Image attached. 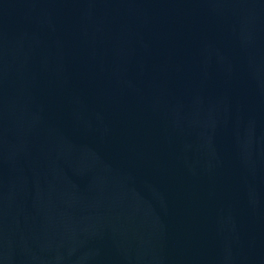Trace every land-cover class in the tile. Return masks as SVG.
<instances>
[{"label":"water","instance_id":"obj_1","mask_svg":"<svg viewBox=\"0 0 264 264\" xmlns=\"http://www.w3.org/2000/svg\"><path fill=\"white\" fill-rule=\"evenodd\" d=\"M0 264H264V0H0Z\"/></svg>","mask_w":264,"mask_h":264}]
</instances>
